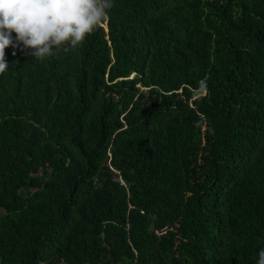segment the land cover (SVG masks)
I'll list each match as a JSON object with an SVG mask.
<instances>
[{
  "label": "trees",
  "instance_id": "obj_1",
  "mask_svg": "<svg viewBox=\"0 0 264 264\" xmlns=\"http://www.w3.org/2000/svg\"><path fill=\"white\" fill-rule=\"evenodd\" d=\"M6 59L0 264H256L264 0H113L75 50Z\"/></svg>",
  "mask_w": 264,
  "mask_h": 264
},
{
  "label": "clouds",
  "instance_id": "obj_2",
  "mask_svg": "<svg viewBox=\"0 0 264 264\" xmlns=\"http://www.w3.org/2000/svg\"><path fill=\"white\" fill-rule=\"evenodd\" d=\"M112 7L113 0H0V73L9 66V46L23 45L40 61L75 50L108 19ZM256 264H264V248Z\"/></svg>",
  "mask_w": 264,
  "mask_h": 264
}]
</instances>
